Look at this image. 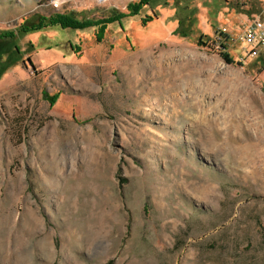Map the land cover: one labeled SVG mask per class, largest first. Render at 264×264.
I'll return each instance as SVG.
<instances>
[{
  "label": "rangeland",
  "instance_id": "obj_1",
  "mask_svg": "<svg viewBox=\"0 0 264 264\" xmlns=\"http://www.w3.org/2000/svg\"><path fill=\"white\" fill-rule=\"evenodd\" d=\"M137 1L0 0V264H264V0Z\"/></svg>",
  "mask_w": 264,
  "mask_h": 264
},
{
  "label": "built area",
  "instance_id": "obj_2",
  "mask_svg": "<svg viewBox=\"0 0 264 264\" xmlns=\"http://www.w3.org/2000/svg\"><path fill=\"white\" fill-rule=\"evenodd\" d=\"M69 0H48V4L53 7V10L60 11L59 9ZM98 7L108 5L111 0H89ZM243 42L245 47L242 51L243 59L255 60L264 52V21L260 16L252 18L248 21Z\"/></svg>",
  "mask_w": 264,
  "mask_h": 264
},
{
  "label": "trees",
  "instance_id": "obj_3",
  "mask_svg": "<svg viewBox=\"0 0 264 264\" xmlns=\"http://www.w3.org/2000/svg\"><path fill=\"white\" fill-rule=\"evenodd\" d=\"M147 2H148L147 0H138L136 4L130 5L128 7V9L131 10L130 13H128V14H123V13L119 14V15L115 16L114 18H112L111 21L107 22V23L112 24L114 22L119 21L122 18H125V17H133L134 18V17L140 16L141 15V11H143L144 8L146 6H148ZM54 11L57 12L56 10H54ZM50 18H51L52 21L50 22L48 27H61L62 29H86V28H91V26L89 27V26H85L83 24H80L79 22H76L73 19H71V18H69V17H67L64 14L59 13V12L53 14ZM151 20H152V18L148 17L146 20H142V23L145 24V23H148ZM46 27L34 28L33 30H29V31L41 30V29H44ZM99 30H100V32H99L98 36L100 37V36H102L105 33L106 29L102 27V28H99ZM11 37H15V35L12 34V33L11 34H6V35H0V41H2V39H8V38H11Z\"/></svg>",
  "mask_w": 264,
  "mask_h": 264
},
{
  "label": "bare ground",
  "instance_id": "obj_4",
  "mask_svg": "<svg viewBox=\"0 0 264 264\" xmlns=\"http://www.w3.org/2000/svg\"><path fill=\"white\" fill-rule=\"evenodd\" d=\"M130 65L132 66V71L134 73V77H133L131 83H132L133 87L135 88L140 81L138 78L139 77L138 75H140V72L142 73V69L144 68V65H141V66L140 65L137 66L136 64H130ZM173 88H177V86H174ZM138 96L140 97V94H138ZM143 101L145 102V100H143ZM146 101H147V99H146Z\"/></svg>",
  "mask_w": 264,
  "mask_h": 264
}]
</instances>
